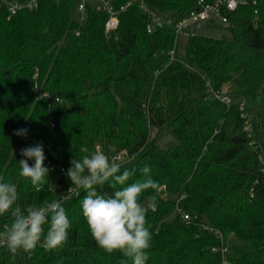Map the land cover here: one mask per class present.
Returning <instances> with one entry per match:
<instances>
[{
    "label": "trees",
    "instance_id": "1",
    "mask_svg": "<svg viewBox=\"0 0 264 264\" xmlns=\"http://www.w3.org/2000/svg\"><path fill=\"white\" fill-rule=\"evenodd\" d=\"M146 1L177 16L197 2ZM252 1L230 12L227 26H217L229 38L190 36L188 64L178 56L175 28L157 26L149 33V18L137 5L120 14L111 33L105 29L108 13L90 4L84 26L71 17L72 0H39L36 9L16 15L0 5V177L17 185L22 210L76 188L66 171L71 159L84 155L81 146L89 152L100 147L109 158L124 150L121 171L135 167L132 179H142L139 169L148 165L159 188L166 186L141 197H156L155 210L147 213L152 241L146 264H220L222 254L213 251L222 245L216 230L231 264H264V0ZM35 84L52 98L39 100ZM163 127L178 136L177 146L157 144L152 129ZM19 129L28 131L17 136ZM37 143L50 169L40 191L19 175L21 150ZM104 191L112 189L106 185ZM84 195L77 189L63 201L71 222L67 243L48 251L41 241L26 252L24 264L127 259L92 239L80 207ZM178 199L190 221L178 213L165 219ZM11 222L0 216V231ZM0 264H15L8 248L0 249Z\"/></svg>",
    "mask_w": 264,
    "mask_h": 264
},
{
    "label": "clouds",
    "instance_id": "2",
    "mask_svg": "<svg viewBox=\"0 0 264 264\" xmlns=\"http://www.w3.org/2000/svg\"><path fill=\"white\" fill-rule=\"evenodd\" d=\"M27 131L19 129L14 134L24 136ZM79 151L84 155L70 160L66 175L72 185L85 193L80 207L92 239L106 253L120 252L127 258L121 264H128L129 260L131 264H146L152 241L147 213L155 210L156 197L149 195L144 201L141 197L147 190L159 188L158 182L151 178V168L143 166L139 169L142 179L133 180L135 167L121 171L122 164L117 158L110 159L99 149L89 152L86 146H81ZM21 155L25 159L19 161V175L29 179L40 191L50 172L44 166L46 156L42 143L22 149ZM29 160H34V164L30 165ZM133 160L134 155L128 163ZM106 185L111 192L104 191ZM18 199L17 185L0 177V216L8 215L12 221L3 233L10 252L13 255L21 250L30 252L41 241L45 250L62 248L71 229L63 200H45L40 206L29 205L22 210Z\"/></svg>",
    "mask_w": 264,
    "mask_h": 264
},
{
    "label": "built area",
    "instance_id": "3",
    "mask_svg": "<svg viewBox=\"0 0 264 264\" xmlns=\"http://www.w3.org/2000/svg\"><path fill=\"white\" fill-rule=\"evenodd\" d=\"M248 0H197L196 4L184 15L177 16L176 14H172L170 12L159 11L155 8H152L148 5L146 0H129L127 3L121 5L120 7L116 6L115 0H95V3L92 5L100 9L103 12L108 13L109 17L105 23V29L107 33H111L118 29L120 14L125 12L129 7L133 5H137L143 13H145L149 22L147 24V31L149 33L153 32L155 27L160 26H173L176 32V44L177 47V39L179 35L182 34L185 28L190 30V36L197 34V29L192 28L191 24L199 22L200 27L205 24L207 26H227L229 24L228 14L230 12L236 11L241 5H246ZM253 5H256V0L252 1ZM0 5H5L10 15H16L19 12L27 9L33 10L36 9L39 5V0H0ZM87 2H82L78 5V10L80 12H85L87 10ZM255 14H258V10H255ZM199 27V28H200ZM198 28V29H199ZM76 34H80V30L76 31ZM176 47L170 51L171 58L174 59L176 53ZM34 90L38 93V99L48 98L51 99V95L48 92L40 91V87L38 84H35ZM215 97L221 99L226 102V104H230L231 98L228 96H223L214 93ZM56 101H61V98L56 97ZM240 109H244V104L240 105ZM243 117L246 114L243 112ZM51 127H55V122L53 121V117H50ZM245 129L250 130L251 124L249 120L245 122ZM100 150V147H97ZM126 155V151H121ZM116 158V156H114ZM122 162V161H119ZM50 163V162H49ZM61 165H52V168H60ZM62 171L64 168L61 167ZM166 186L163 185L159 188V191H165ZM77 194V188H71L68 192H65L61 195L60 200L63 201L67 199L70 195ZM180 200L178 199L176 204V212L180 214L184 220L190 221L191 215L189 212L185 211L183 207L179 204ZM9 224H5L3 226V230L0 231V249L8 248L6 241L4 239L3 233L6 231V228ZM211 229V228H209ZM213 230V229H211ZM218 233L222 240V245L219 247L213 248L214 252H220L222 254V260L220 264H231L229 260V248L225 243H223V237L219 231H215Z\"/></svg>",
    "mask_w": 264,
    "mask_h": 264
},
{
    "label": "rangeland",
    "instance_id": "4",
    "mask_svg": "<svg viewBox=\"0 0 264 264\" xmlns=\"http://www.w3.org/2000/svg\"><path fill=\"white\" fill-rule=\"evenodd\" d=\"M82 2H87L88 4L93 5L95 3V0H72L71 17L81 26H84L86 21V13L80 12L78 10V5ZM196 32L198 34L214 36V37H222V38L230 37L229 32L226 31L225 29L217 28L214 26H207L205 24H203L199 29H197ZM189 37H190V30L188 28H185L182 34L179 35L177 39L178 56L185 64H188V58L186 56L185 47ZM260 131H262L261 132L262 134L264 133L262 128ZM151 134L153 138H156L157 144L163 149H168L173 146H177L180 142L178 136L167 127H163L160 130L153 128ZM114 156H116L118 162L126 159V155L120 152ZM114 156H111L110 159L113 158ZM162 194L172 197L167 193H162ZM176 214H177L176 209H174L167 217H165V219L172 220L176 216ZM25 255L26 252H23L22 250L18 251L15 255H13L15 264H24Z\"/></svg>",
    "mask_w": 264,
    "mask_h": 264
},
{
    "label": "water",
    "instance_id": "5",
    "mask_svg": "<svg viewBox=\"0 0 264 264\" xmlns=\"http://www.w3.org/2000/svg\"><path fill=\"white\" fill-rule=\"evenodd\" d=\"M191 27L198 29L200 27V23L199 22L193 23L191 24Z\"/></svg>",
    "mask_w": 264,
    "mask_h": 264
}]
</instances>
